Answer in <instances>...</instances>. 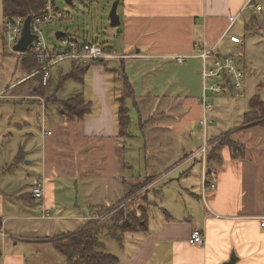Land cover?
<instances>
[{
	"label": "crops",
	"instance_id": "0c3cea01",
	"mask_svg": "<svg viewBox=\"0 0 264 264\" xmlns=\"http://www.w3.org/2000/svg\"><path fill=\"white\" fill-rule=\"evenodd\" d=\"M249 1L119 0L118 27L122 30L114 46L106 45L119 55L112 60H118L119 65L114 62L104 71L96 63L83 73L79 70L78 79L62 68H53L45 90L58 99L66 79H74L78 87L58 102L81 94L89 102L88 112L82 119L65 118L67 124L53 132L46 130L42 114L40 130L50 132L46 140L48 136L37 140L30 135L28 120L22 116L9 117L8 126L0 131V264H27L29 255L42 256V251L34 247L43 248L45 260L51 256L59 262L49 243L76 230L50 233L48 237L23 236L24 230L32 231L26 225L35 219L34 212L40 213L38 219L49 220L53 211L57 213L54 218L66 217L64 220L81 224L79 227L90 221L106 223L93 231L101 243L97 250L105 252L100 241L103 232L115 238L117 244L106 242V253L115 256L118 264H225L231 256L236 258L235 264H264V229L260 226L264 218V126L243 124L252 98L258 97L264 110V61L243 59V48L252 43L249 36L264 27V0H251L261 7L260 12L247 7ZM238 13V19L229 27L228 18ZM230 36L238 37L240 43L231 42ZM201 50L232 58L243 73L240 90L226 82L222 94L207 95L212 104L210 112L200 103ZM178 56L186 57L183 63L175 60ZM21 60L25 70L28 62ZM70 63L73 70L81 68L79 63ZM34 71L26 79L34 80L36 77H30ZM109 73L115 76L112 95ZM54 77L63 83L53 93ZM142 79L144 87L137 92L136 84ZM125 81L134 93V98L127 99L133 100L138 136L130 134L131 122L123 133L117 125V101ZM86 84L88 97L84 93ZM14 87L0 90V99L21 103L33 97L31 89L27 96ZM227 94L249 97L231 125L218 130L211 139L206 137L207 129L193 132L206 115L212 124L215 122L219 113L213 100ZM58 108L62 109L60 104ZM163 130L168 135H163ZM23 132L29 137H21ZM186 133L189 141L182 143L188 144L185 153L186 148L178 147L176 141ZM228 133L241 146L243 155L233 158L230 148L223 146L217 160L210 153L208 141ZM204 143L207 148L203 159L199 153ZM33 153L38 157L39 170L30 171ZM64 162L71 164V171L66 173ZM38 183L42 184L43 197L33 200L30 193ZM203 184H212L214 189L203 193ZM71 189L76 211L61 205L62 200L67 203L70 199ZM126 207L145 214L144 231L116 232L117 227H111L115 213L121 210L126 214ZM64 210L69 211L63 214ZM194 230L203 232V245L188 243Z\"/></svg>",
	"mask_w": 264,
	"mask_h": 264
},
{
	"label": "rangeland",
	"instance_id": "374dc122",
	"mask_svg": "<svg viewBox=\"0 0 264 264\" xmlns=\"http://www.w3.org/2000/svg\"><path fill=\"white\" fill-rule=\"evenodd\" d=\"M116 0H73L71 5H67L63 0H56L58 2L61 9L64 10L65 13H67V16L65 19L60 21H54L52 25L43 27L44 35L46 37V40L49 44H56L57 41L55 40V33L56 32H64L66 34H69L70 36H77V39L80 41H86V42H93L94 40H97L99 43L103 45H112L114 46L115 41L118 39V32H121L122 28L115 27L111 28L109 26V12L111 10L112 4ZM250 10H247L246 13H248ZM2 21H3V13H2V7H1V0H0V90L7 88H13L15 85H12L11 87H7L10 84L16 82L17 80L24 78L20 83H17L14 89H16L19 93H22L23 95H29L27 92H29L30 87L29 85H32L34 80L33 78L26 79L27 76H29L31 73H27L23 69V61L21 59L24 58V61L28 62L29 64L31 62H35L34 58L29 57H23L20 55H12L9 52L4 53V44L2 40ZM249 38L252 40V43L248 47L243 48L244 56L241 52V55L243 56V59L251 61V62H263L264 61V27L261 29V32H256L249 36ZM118 48V47H117ZM24 53V52H23ZM32 59V60H30ZM115 62V63H114ZM118 60H114L112 62H109L107 65L110 64H117ZM120 63V62H119ZM75 64V63H74ZM74 66V65H73ZM57 67L62 68L64 73H70V75L74 76L77 74L79 69L73 70L71 69V63L69 61L62 62ZM78 67V64H77ZM53 70V69H52ZM55 70V69H54ZM91 71V69H88V73ZM88 75V74H87ZM66 77V75L62 78V80ZM59 81V82H58ZM114 81L115 76L112 74H108V84L109 88L111 90V95L113 93V87H114ZM145 79L139 80L136 84V88L138 89L137 92H139V89H143L144 87ZM61 82L60 78H53L52 79V86L51 91L54 93L58 87V85ZM78 87L76 84V81L72 78H68L65 81V84L60 87L59 90V96H57L58 99L62 97L64 94H73L74 90ZM119 85H116L115 88H119ZM27 88V91H26ZM15 91V90H14ZM23 91V92H22ZM136 92V91H135ZM136 92V96H138V93ZM14 93V92H13ZM85 95L88 97V88L87 84L85 86ZM66 95V96H67ZM110 95V96H111ZM124 95L125 92H124ZM33 97H26L28 100L25 102H14L10 100H4L0 99V131L8 126L9 117L11 116H22L23 118H27L28 120V126L27 132L30 133V135H33L35 139L39 140L41 139L42 132L40 130V127H42V114L45 116V128L46 130H50L53 132L54 129L58 130V128L65 126L67 122L65 121V118H70L68 115H59V113L63 112L62 109L59 110L58 105L60 102H58V99L52 96L51 92L47 90V92L42 93H35L32 95ZM38 96V97H36ZM53 97V98H52ZM25 97H19L18 100H22ZM249 100V97L247 95H244L243 97H231L229 94L227 95H221L216 96L213 100V104L215 107V110L218 111L219 115L215 119V122L213 124H210L207 127V134L206 137L208 139H211L214 137L216 132L218 130L222 129L223 127L230 126L231 123L236 119V116L241 108H244L247 105V102ZM133 100L127 99V108H129L130 118H131V124H130V134L134 136H138V132H140L139 126H138V120L136 116L135 108L133 107V104H131ZM45 109V112L41 107ZM40 119H39V117ZM54 124V127L52 126ZM201 130L199 126H197L193 132ZM227 130V129H226ZM27 132H23L20 134L21 137L26 138ZM60 131L57 133L59 134ZM56 134V135H57ZM163 135H168V132L162 131ZM15 135V133H13ZM7 136V135H6ZM5 136V137H6ZM55 134H53V137ZM185 137V138H184ZM50 136H48L49 139ZM178 138L180 140L176 141V144L178 147H184L186 148L184 152H187V146L188 144H182L186 141H189L188 133L186 135H179ZM194 135L192 136V140H194ZM194 146V142L192 144ZM203 145V144H202ZM31 156V164L29 165V170H39V161L38 157L33 153ZM63 168L67 172L72 170L70 163H63ZM73 182L70 183V186ZM68 194L70 195V199L65 203L64 200H62L61 205L63 206H69L72 207V209L69 210H77V206L74 202L75 193L74 191L68 190ZM62 199V198H61ZM166 199H163V202ZM69 210H64L63 214H67ZM146 211V209H141ZM111 211H114V208L111 209ZM110 211V212H111ZM121 210H118L120 212ZM126 211L128 214L133 215L135 217H140V212L135 208H128L126 207ZM163 211H161L162 214ZM56 212L53 211L51 213V220H41L38 219L40 217L39 212H34L33 216L35 219H31L33 222L30 224H27L26 227L31 229L32 231L24 230L23 236H31L32 238H39L44 237L47 234V237L50 233L52 235L65 233V232H73L75 231L81 224L78 225L76 222L66 221L64 218L56 219L54 218L53 214ZM57 214V213H56ZM103 214V212L101 213ZM37 217V219H36ZM132 220H129V223H131ZM104 222H98V224H101ZM54 225V226H53ZM99 226V225H97ZM96 226V227H97ZM116 230V229H115ZM117 232V230H116ZM100 241L104 244L103 251L109 252V249L106 248V242L112 241L114 243H118V241L114 238L109 237L104 232L101 235ZM65 242V241H62ZM52 243V244H51ZM49 243V246L51 249H53V253H55L57 256L60 257V261L56 262L53 260V258L50 256L49 261L45 260L44 256V250L43 248H36L42 251V256H35L33 254L26 257V260L28 261L27 264H34L36 261H43V264H51L54 262L55 264H69L66 257L58 252L54 246L56 244L51 241ZM54 245V246H53ZM82 247L81 243H79V250ZM78 250V251H79ZM73 255H77V253H73ZM34 257H37L34 262L31 261ZM71 264H85L82 262L81 258H74L72 260Z\"/></svg>",
	"mask_w": 264,
	"mask_h": 264
},
{
	"label": "built area",
	"instance_id": "2783aa9c",
	"mask_svg": "<svg viewBox=\"0 0 264 264\" xmlns=\"http://www.w3.org/2000/svg\"><path fill=\"white\" fill-rule=\"evenodd\" d=\"M247 7L261 11L259 5H254L251 0L247 3ZM239 13L228 18L229 27H231L239 17ZM67 13L58 5L56 0H45L44 9L41 15L36 16L30 21V33L34 37L33 42L27 47L24 53H17L14 47L21 38L24 18L4 17L2 21V40L4 44V53L9 52L12 55H20L23 57L34 58L40 64L30 77L36 75L41 76V84L47 87L51 78L52 69L62 62H76L81 67H89L97 62L118 59L119 55L109 51L106 45L99 43L97 40L93 42L80 41L76 36L65 34L56 44H49L44 36L43 27L52 25L55 21L65 19ZM230 41L240 43L238 37L230 36ZM199 57L203 61L202 79L203 89L200 103L206 112H210L212 108L211 102L208 100V94L220 95L225 91L226 82H230L234 89L240 90L243 83V73L238 69L234 60L230 57H219L213 50H201ZM184 56H178L175 60L183 63ZM211 61V67L207 66V62ZM212 124L211 117L204 116L199 121V127L203 130ZM42 136L50 135V132L42 129ZM207 144L200 150V155L204 159ZM204 192L213 190L212 184L202 185ZM33 200H41L43 197L42 184L38 183L33 187L30 193ZM260 226L264 229V218L260 221ZM204 237L201 230L191 232L188 243L193 246L203 245Z\"/></svg>",
	"mask_w": 264,
	"mask_h": 264
},
{
	"label": "trees",
	"instance_id": "16d2710c",
	"mask_svg": "<svg viewBox=\"0 0 264 264\" xmlns=\"http://www.w3.org/2000/svg\"><path fill=\"white\" fill-rule=\"evenodd\" d=\"M44 3L45 0H1L3 18L8 16L19 17L24 19H26L27 17H31L32 19L42 14L44 9ZM57 5L59 6L58 2ZM108 50L112 51L109 47ZM112 60H108V62L107 60H105L97 63L104 69V71H108L109 69L107 68V63L111 62ZM39 67L40 64L36 61L31 62L30 64L28 63L27 66H24L25 71L27 73H31L32 71L37 70ZM86 69L87 67H81L79 70L81 71V73H83L84 71H86ZM69 76L78 79L76 75ZM34 77H36L34 78V82L32 83V85H29L32 94H43L44 92H47V90L45 89L49 85L47 87H43L41 85V76L36 75ZM123 87L124 89L119 99V102L117 101L116 114L117 125L120 133L127 131L128 125L131 121V118L128 113L129 108H127V106L125 105V100L127 98H134L133 89L127 81L124 82ZM124 92L126 95H124ZM88 104L89 102H86L83 99V96L79 94L61 101L60 108L63 109L64 115H68V117H70V120L82 119L88 112ZM249 107L250 111L244 114L243 124H257L264 126V110L262 108V103L259 101L258 97H254L249 101ZM210 144V153H212V156L217 160L219 158L218 152L223 146H228L230 148L232 154L234 155L233 158H237L243 155V149H241V146L231 139L229 133L224 134L213 141H208V146H210ZM140 214V217H135L133 215L128 214V212L126 214L116 212L114 219H110V225L112 228L117 227L115 228L116 230L119 229L120 231L124 232L144 231L146 227L145 214ZM129 220H132V222L129 223ZM96 225H99V228L96 227ZM105 225L106 223L98 224V222L90 221L76 229L74 233H66L64 235H61L60 238L53 240V242L56 244L57 250L69 259V264H71L72 260L76 257L81 258L82 262H84L85 264H118V260L115 256L97 250L101 243H99L98 235L96 233H93V231H98ZM1 227L2 224L0 221V228ZM60 240H64L65 242H61ZM79 243H81L82 245L80 250ZM73 253H77V255H73Z\"/></svg>",
	"mask_w": 264,
	"mask_h": 264
},
{
	"label": "water",
	"instance_id": "95a60500",
	"mask_svg": "<svg viewBox=\"0 0 264 264\" xmlns=\"http://www.w3.org/2000/svg\"><path fill=\"white\" fill-rule=\"evenodd\" d=\"M67 5H71L73 0H63ZM119 3V0H116L111 7V10L109 12L108 18H109V26L111 28L118 27L120 24L119 16L117 14V5ZM30 21L31 17H27L23 23L22 28V34L21 38L18 41L17 45L14 47V51L17 53H23L26 51L27 47L33 42L34 37L30 33ZM65 35L64 32H56L55 33V39L59 40ZM236 258H233V256L230 257V260L228 263L225 264H235Z\"/></svg>",
	"mask_w": 264,
	"mask_h": 264
}]
</instances>
